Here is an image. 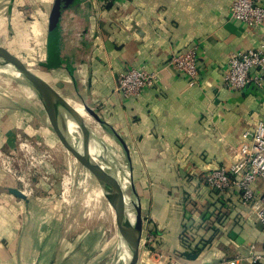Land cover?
Masks as SVG:
<instances>
[{
	"label": "crops",
	"instance_id": "1",
	"mask_svg": "<svg viewBox=\"0 0 264 264\" xmlns=\"http://www.w3.org/2000/svg\"><path fill=\"white\" fill-rule=\"evenodd\" d=\"M230 3L76 0L61 16L60 64L48 69L44 12L36 10V21L31 27L23 25L26 35L21 37V0H0V30L11 26V40H0V47L14 55L16 43L29 41L35 32L33 39L42 44L35 56L44 73H34L67 102L92 109L107 128L96 123L100 129L121 140L115 138L114 148L128 156L142 219L143 245L136 264H143V250L148 248L163 264H170V258L183 264H250L251 255H264V231L238 205V197H220L201 184L208 171L231 164L243 132L264 120V91L248 87L231 92L222 87L229 56L257 48L264 36V26L250 28L231 19ZM193 45L199 47V84L161 70L171 53ZM130 68L161 73L153 88L123 98L116 91L118 76ZM12 103L15 110L0 108V146L5 154L22 135L45 138L38 111ZM3 116L6 120L1 122ZM35 121L40 127L30 134ZM4 168L0 166V264L72 262L69 258L63 263L68 253L56 237L61 234L54 221L56 204L47 206L56 193L36 190L25 199L12 196V179ZM45 217L51 219L48 226L43 224ZM121 260L120 253L113 264Z\"/></svg>",
	"mask_w": 264,
	"mask_h": 264
},
{
	"label": "rangeland",
	"instance_id": "2",
	"mask_svg": "<svg viewBox=\"0 0 264 264\" xmlns=\"http://www.w3.org/2000/svg\"><path fill=\"white\" fill-rule=\"evenodd\" d=\"M21 2L22 8L20 12L22 14L23 23H21L18 31L20 36L24 37L26 35L23 25L29 23L28 25L31 27L32 22L36 21V10H40V12H44L46 17V39L48 16L53 0H21ZM42 5L44 9L41 10ZM10 27L11 26L8 25L5 29L0 30V40H11ZM16 30L15 28L14 31ZM33 35L35 36L36 33L33 32L32 35L29 34V41H20L16 43L18 52H14V55H16L27 68L30 67L33 69V72L35 70L44 73V70L38 66V57L35 56L36 52H38L36 47L38 46L40 50L42 44L39 43L37 45L36 41L33 39ZM0 68L3 69V73L0 74H5V76L10 77L12 84L14 83L13 87L5 86L0 88V108L3 109V111L4 109L8 111H12V109L15 110V108L12 107V102H15L17 103L16 108L27 107L34 110L36 109L35 111H38L39 114V117H36L41 118L42 122L44 121L45 124H43L46 128L44 140L29 138L27 134L18 137L13 141V144L11 143V145H14L13 148L10 150L8 149L10 154H5L3 152V147L0 146V155L3 156L7 162V168H4V170L10 172L9 176L12 179V188L21 191L29 190L30 196L34 194L36 190H39L41 193H56V197H50V204L47 206L50 207L56 204V216L54 221L56 222V231L58 230V233L59 230L61 231V234H56V237L57 240L62 242V245L65 246L66 253H68L66 254L68 256L64 257L63 263L65 260L72 258L73 261L69 264H111L113 257L117 254L119 241L116 239L113 240L112 238H104V235H106L104 232L110 234L114 227L115 220H117L110 196L102 189L93 174L79 163L65 146L60 143V139L53 131L54 128L48 125V118L46 115L38 110L39 108L36 102L27 98L22 89L24 87H20V84L24 85V83L18 79L17 76H14V73L10 69L4 67ZM0 79L7 80L2 77H0ZM53 82L54 81H52V83ZM16 83L19 84L16 85ZM4 120H6L5 116H3L1 122ZM9 123L10 121H8L7 124ZM30 127L32 130L27 132L33 134L40 126H38V123L35 121L34 125ZM116 141L117 140L112 134H108L106 131L104 132V137L100 143L106 149L107 155L105 158L109 162L111 158H117L118 155L119 158L123 159L122 166L125 167L124 170L128 171L130 164L124 153H117L116 148H114V143L117 144ZM20 144H25L28 147L27 150L22 151L23 149L21 150ZM112 153L114 157L111 155ZM94 157L99 162L102 160L96 154H94ZM0 166L2 165L0 164ZM113 168L119 180H117L115 175L108 169L110 176L125 192L121 183V174L115 167ZM66 180L68 181L67 187L65 186ZM65 188H67L68 197H62ZM62 199H64L65 202ZM50 220L51 219L45 217L43 224L48 226L47 223ZM140 248H142V245ZM120 253L122 258V252L120 251Z\"/></svg>",
	"mask_w": 264,
	"mask_h": 264
},
{
	"label": "built area",
	"instance_id": "3",
	"mask_svg": "<svg viewBox=\"0 0 264 264\" xmlns=\"http://www.w3.org/2000/svg\"><path fill=\"white\" fill-rule=\"evenodd\" d=\"M115 1L100 0L102 4ZM229 15L247 27L261 28L264 26V2L231 0ZM198 52L199 47L193 45L181 53H171L161 70L183 75L191 85H197L200 77ZM226 65L223 88L231 92H242L248 87L264 91V36L257 48L232 53ZM160 73V70L130 68L119 74L116 91L123 98L138 97L144 90L155 86ZM201 184L220 197L229 193L238 197V205L264 231V120L256 121L243 132L242 141L232 151L231 164L208 171ZM151 240L152 237L146 242ZM142 258L144 264H163L161 256L151 249L143 250ZM250 260V264H264V255H251ZM169 263L183 264L174 258H170Z\"/></svg>",
	"mask_w": 264,
	"mask_h": 264
},
{
	"label": "water",
	"instance_id": "4",
	"mask_svg": "<svg viewBox=\"0 0 264 264\" xmlns=\"http://www.w3.org/2000/svg\"><path fill=\"white\" fill-rule=\"evenodd\" d=\"M75 3L76 0H53L48 16L46 35L47 62L44 66L48 69L53 65L60 64L61 16L64 11L73 7ZM0 67L10 69L32 91L53 118L54 125L50 124L54 128L53 131L57 134L60 142L79 163L93 174L102 189L110 196L117 217V230L122 252L120 264H136L139 257L142 219L139 211L138 195L132 178L129 176L130 197H127L123 189L110 176L108 171L110 160L108 162L104 158L103 164H100L92 156L89 146L90 130L84 119L75 113L72 106L48 82L36 75L15 55L2 47H0ZM82 106L85 112L103 130H107L104 122L92 109L85 104H82ZM113 136L121 141L116 134L113 133ZM126 155L128 154L126 153ZM126 157L128 159V156ZM8 192L17 198L25 199V195L19 189L10 188Z\"/></svg>",
	"mask_w": 264,
	"mask_h": 264
},
{
	"label": "bare ground",
	"instance_id": "5",
	"mask_svg": "<svg viewBox=\"0 0 264 264\" xmlns=\"http://www.w3.org/2000/svg\"><path fill=\"white\" fill-rule=\"evenodd\" d=\"M14 76H17L16 74ZM0 77L2 78H6L7 80H2L0 79V88H3L5 86H8V87H13L14 83L12 84V80L10 79V77H7L5 76V74H0ZM12 84V85H11ZM16 85H18L16 83ZM19 87V86H18ZM22 87V86H20ZM23 91L25 92L27 98L31 99L32 101L36 102V99H35V96L34 94L32 93V91H30L29 88H22ZM29 89V90H28ZM68 102L69 104L72 106L73 110L75 111V113L77 115H79L82 119H84V121L86 122V124L88 125V128L90 130L89 132V135H90V138H89V146H90V152L92 154V156L94 157V154L98 155L102 160L99 162L100 164H103L104 162V158L105 156L107 155L106 153V149L105 147H103V145L100 143L101 140L103 139L104 137V132L100 129V127L98 126V124L94 123L92 121V119L89 117V115L85 112V110L83 109V107L80 105V104H74V102L71 100V99H68ZM37 103V102H36ZM38 107L44 112L47 114L48 118H49V121L52 125H54V121H53V118L51 117V115L48 114V112L46 111V109L43 107V105L41 104H38ZM108 137V136H107ZM109 145V144H108ZM105 152V153H104ZM118 153V151H117ZM113 157H114V154L112 153L111 154ZM123 159L122 158H119L118 155H117V158H111L110 159V166H109V170L111 171V173L113 175H115V177L118 179V175L115 171V169L113 167H115L119 173L121 174V183H122V187L124 188L125 190V193H126V196L127 197H130V180H129V172L124 170V166H122V161ZM0 164L2 166H4L5 168H7V162L5 161V158L3 156L0 155ZM112 167V168H111ZM111 168V169H110ZM127 176V177H126ZM67 181V180H66ZM119 182V181H118ZM67 183L68 181L66 182V187H67ZM116 183V182H115ZM117 184V183H116ZM120 184V182H119ZM22 193L25 195V194H28L29 193V190H24L22 191ZM68 191H67V188H65V191L63 192L62 194V197H68ZM106 233V235H104V238L106 239H110L112 238L113 240L116 239L119 241V235H118V230H117V220H115V224H114V227L113 229L111 230L110 234L107 233V232H104ZM120 243L118 245V251H117V254L116 256L113 257L112 259V262L111 264L114 263V261H116L118 259V256L120 255Z\"/></svg>",
	"mask_w": 264,
	"mask_h": 264
}]
</instances>
